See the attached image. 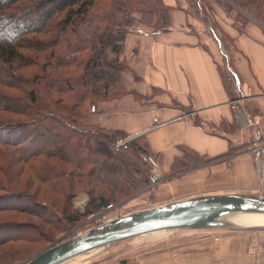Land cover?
Listing matches in <instances>:
<instances>
[{
  "label": "crops",
  "instance_id": "crops-1",
  "mask_svg": "<svg viewBox=\"0 0 264 264\" xmlns=\"http://www.w3.org/2000/svg\"><path fill=\"white\" fill-rule=\"evenodd\" d=\"M163 2L171 7V29L153 35L136 28L127 34L129 69L120 77L125 93L95 100L87 122L144 138L158 163L154 177L162 179L156 201L249 190L259 182L252 145L264 143V21L252 9L238 12L243 23L232 20V14L216 15L224 29L221 37L185 0ZM155 118L163 124L154 127ZM184 149L203 163L175 173L176 159L190 161ZM89 200L87 192H80L74 203L84 208ZM246 244L203 242L187 253L156 254L161 261L154 264H220L232 248L246 249Z\"/></svg>",
  "mask_w": 264,
  "mask_h": 264
},
{
  "label": "trees",
  "instance_id": "trees-1",
  "mask_svg": "<svg viewBox=\"0 0 264 264\" xmlns=\"http://www.w3.org/2000/svg\"><path fill=\"white\" fill-rule=\"evenodd\" d=\"M99 1L0 0V27L9 24L17 26L19 20L53 7L48 10L42 21L36 25L24 26L15 37L0 35V111L25 117L13 123H0V133L5 134L0 138V145L15 147L19 159L34 168L35 163H40L42 159H56L70 165L69 171L60 168L59 163L43 169L35 168L36 178L68 206L79 192H87L90 200L85 211L80 214L82 216L89 215L113 201L133 195L139 185H145L149 181V178L139 181L131 176L124 169L123 163H118L117 160L118 164L113 170L118 177L117 183L99 176L98 155H104L107 165L105 168L111 166V161L116 159L114 152L100 150L102 143L114 145L117 139L128 135L122 131L88 124L89 113L85 111L84 105L90 99L104 101L120 97L125 93V89L123 86L108 83L100 86L99 83H102L104 78L97 73H93L90 78L82 74L74 80L68 72L78 62L75 54L82 55L94 48V40L81 34L79 26L86 22ZM118 1L132 7L143 6L149 10L152 17L161 13L158 22L160 24L162 21V27H155L153 35L171 29L168 17L171 7L164 4L163 0ZM257 7L259 17H264V2H259ZM39 54H44L42 63L38 59ZM119 62L121 73L129 69L125 61ZM90 63L91 58L87 66ZM94 64L98 65L96 62ZM79 66L81 68L80 64ZM29 67H36L38 70L32 75L19 72ZM62 68L64 70H61ZM41 88L44 89L42 93ZM87 139L92 141L86 143ZM130 150L138 159L151 155L143 137L131 141ZM184 156H191L190 161L176 159L174 170H185L197 164L198 160L192 157L189 150L184 149ZM0 188L4 189V192L7 191V195L0 196V210L16 208L6 203L7 200L29 196V199L34 200L35 207L40 209L37 213L54 215L48 212L49 204H44L37 195L33 197L24 192L6 190V187ZM64 214L68 221H75L79 216L72 212ZM23 227L25 226L6 223L0 225V233L9 232L7 237L12 238L19 236L21 232L18 230Z\"/></svg>",
  "mask_w": 264,
  "mask_h": 264
},
{
  "label": "rangeland",
  "instance_id": "rangeland-1",
  "mask_svg": "<svg viewBox=\"0 0 264 264\" xmlns=\"http://www.w3.org/2000/svg\"><path fill=\"white\" fill-rule=\"evenodd\" d=\"M185 1L186 6L191 12L203 16V21L207 28H209V31L214 34L217 33L221 37L224 29L219 24V20L216 19V15L226 19L225 17L228 14H232V17L229 16L232 20H235L236 23L237 21L243 23L245 18L238 12L251 9L258 12L257 4L261 1L264 2V0ZM52 8H45L38 14L19 20L17 26L9 24L0 27V35L15 37L24 26L29 24L36 25L42 21V18L48 10ZM160 14L157 17H152L147 8L140 5L132 7L118 0H100L97 2V5L91 11L86 22H83L79 26L81 34L89 36L94 40V48L86 51L82 55L75 54L74 57L78 58V62H76L75 67L68 70L71 78L75 80L80 78L82 74H86L90 78L93 73H97L101 78H104V81L99 83L100 86L108 83L122 87L121 72L119 71L121 69L119 63L121 62L119 61L123 60L126 62L124 50L127 34L130 31L136 30V28L149 31H154L155 27L161 28L162 21H160V24L158 22ZM260 19L264 21V17ZM43 57L44 54L38 55L40 63L44 62ZM90 58L91 63L87 66ZM95 62L98 64L97 66H94ZM37 70L38 68L36 67H29L19 70V72L23 75H32ZM61 70H64V68ZM4 90L6 91L5 88ZM43 91L44 89L41 88L40 92L42 93ZM93 102L94 100L90 99L84 105L85 111L89 114ZM21 119H25V117L0 111L1 124H6V122L13 123ZM4 136L5 134L0 133V138ZM91 141L87 139L86 143ZM100 150L112 151L116 156V159L111 161V166L105 168L107 165L104 155H98L100 162L98 174L102 179L117 183L118 177L113 173V170L121 162L123 163L124 169L131 176L139 181L149 178V181L145 185H139V188L133 195L124 197L118 201H113L114 208L112 210L100 212L99 209L89 215L82 216L80 214L85 211L86 206L84 208H78L74 203V199L80 192L73 198L71 205L68 206L58 195L49 190L48 187L42 185L36 178L37 168L43 169L59 163L60 168L69 171L71 170L70 165L59 162L56 159H42L40 163H35V169L34 166L30 164L26 165L19 159L15 147L6 144L0 145V187H6V190L24 192L33 197L37 195L39 197L38 199L43 201L44 204H49L48 212L56 215L48 216L45 213H42V215L37 213L40 209L35 207L34 200L29 199V196L27 198L22 197L21 199L7 200L6 203L8 202L9 205H14L11 207L16 208L0 210V225L15 223L24 225L25 227L18 230L22 234L20 233L19 236L12 238L7 237L9 232L5 231L0 233V264H26L47 249L61 242L84 235L108 221L145 209L172 203L165 202L169 199L161 202L154 200V194L160 187L162 179L154 177L155 174L151 171V167L146 158L138 159L133 156L130 150V144L128 149L118 150L114 145L103 142ZM197 160V164L199 165V161L201 160L198 158ZM201 163L203 162L201 161ZM183 171L185 170H178L175 173ZM66 175L68 176L69 173L67 172ZM9 185L12 188H9ZM5 192L4 189L0 188V196L7 195V191ZM235 194L264 197V191L261 190L259 182L253 188ZM65 212L79 214L78 219L68 221L65 218ZM229 240L246 241L247 248L244 249L242 248L243 246L232 248V252L226 254V258L221 260L220 264H264V228H240L232 226L175 229L164 231L157 237L142 235L140 237L130 238L99 248V250L96 249L84 253V259L81 260V264H154L156 260L161 261L156 259V254H160L163 251L172 250L177 254L180 252L187 253L198 250L199 243L207 242L208 244L222 245L223 242Z\"/></svg>",
  "mask_w": 264,
  "mask_h": 264
},
{
  "label": "water",
  "instance_id": "water-1",
  "mask_svg": "<svg viewBox=\"0 0 264 264\" xmlns=\"http://www.w3.org/2000/svg\"><path fill=\"white\" fill-rule=\"evenodd\" d=\"M264 214V197L221 194L175 201L108 221L47 249L26 264H60L110 244L157 231L227 226L233 214Z\"/></svg>",
  "mask_w": 264,
  "mask_h": 264
},
{
  "label": "built area",
  "instance_id": "built-area-1",
  "mask_svg": "<svg viewBox=\"0 0 264 264\" xmlns=\"http://www.w3.org/2000/svg\"><path fill=\"white\" fill-rule=\"evenodd\" d=\"M95 110H96V107L92 105L91 112H94ZM154 120L156 122L154 127H158L163 124V123L158 122L157 118H155ZM137 137H139V134L120 138L115 142L114 146L118 150H126L129 148V144L131 143V141H133ZM252 153L254 154L255 159L257 161L258 176H259V183L261 186V190L264 191V143L258 140L254 141L252 145ZM146 159L149 162L151 171L154 172L155 174L158 168L157 161L152 156H148ZM113 208H114V204L110 203L100 208V212H107V211L112 210Z\"/></svg>",
  "mask_w": 264,
  "mask_h": 264
},
{
  "label": "bare ground",
  "instance_id": "bare-ground-1",
  "mask_svg": "<svg viewBox=\"0 0 264 264\" xmlns=\"http://www.w3.org/2000/svg\"><path fill=\"white\" fill-rule=\"evenodd\" d=\"M223 220L227 225L226 227L232 226V227H240V228H259V229L264 228V214H255V213L233 214L224 217ZM162 232L164 231H157L147 235H151V237H157L160 234H162ZM83 259H84V254H80L60 264H81V260Z\"/></svg>",
  "mask_w": 264,
  "mask_h": 264
}]
</instances>
